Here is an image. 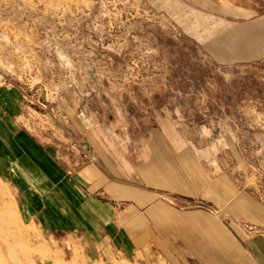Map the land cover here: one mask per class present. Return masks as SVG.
Segmentation results:
<instances>
[{
    "label": "rangeland",
    "instance_id": "rangeland-1",
    "mask_svg": "<svg viewBox=\"0 0 264 264\" xmlns=\"http://www.w3.org/2000/svg\"><path fill=\"white\" fill-rule=\"evenodd\" d=\"M7 86L31 127L65 119L139 139L173 124L204 167L264 197V0H0ZM1 177L0 264H113L25 220Z\"/></svg>",
    "mask_w": 264,
    "mask_h": 264
},
{
    "label": "crops",
    "instance_id": "crops-1",
    "mask_svg": "<svg viewBox=\"0 0 264 264\" xmlns=\"http://www.w3.org/2000/svg\"><path fill=\"white\" fill-rule=\"evenodd\" d=\"M11 94L23 98L0 89V177L44 234L77 238L98 262L264 264V197L204 167L173 124L139 139L65 119L31 127Z\"/></svg>",
    "mask_w": 264,
    "mask_h": 264
}]
</instances>
